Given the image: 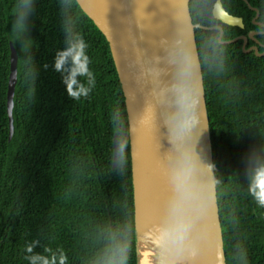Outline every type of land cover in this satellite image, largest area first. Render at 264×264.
Wrapping results in <instances>:
<instances>
[{
  "label": "trees",
  "instance_id": "16d2710c",
  "mask_svg": "<svg viewBox=\"0 0 264 264\" xmlns=\"http://www.w3.org/2000/svg\"><path fill=\"white\" fill-rule=\"evenodd\" d=\"M219 1L243 21L221 25L222 39L256 29L245 3ZM247 1L264 22V0ZM212 2L189 1L193 22L211 26ZM217 33L194 29L224 264H264V206L250 192L264 169V55ZM0 264H136L123 95L106 40L74 0H0Z\"/></svg>",
  "mask_w": 264,
  "mask_h": 264
},
{
  "label": "water",
  "instance_id": "95a60500",
  "mask_svg": "<svg viewBox=\"0 0 264 264\" xmlns=\"http://www.w3.org/2000/svg\"><path fill=\"white\" fill-rule=\"evenodd\" d=\"M74 1L106 40L123 95L136 264L139 222L149 224L166 238L160 264H224L208 118L194 37L195 28L217 29L219 36L221 28L192 24L189 0ZM212 15L229 26H242L239 19L221 8L219 1L213 5ZM239 38L241 51L247 53V38ZM253 51L263 55L256 48ZM187 62L195 84L192 91L184 93ZM15 72L16 52L9 42L8 139L12 133ZM188 98H195V108L200 107V123L185 116ZM112 143L114 168L115 136Z\"/></svg>",
  "mask_w": 264,
  "mask_h": 264
},
{
  "label": "bare ground",
  "instance_id": "6f19581e",
  "mask_svg": "<svg viewBox=\"0 0 264 264\" xmlns=\"http://www.w3.org/2000/svg\"><path fill=\"white\" fill-rule=\"evenodd\" d=\"M188 66V62L186 63ZM182 84H185V91H192L195 84V77L192 76L191 69L188 66L186 72L184 73V79ZM185 97V94H184ZM194 97V96H193ZM187 99V98H186ZM188 105L191 99L188 98ZM185 114L189 121L200 123L203 118L201 116L200 107H189L187 108ZM161 229V226L160 228ZM137 248H138V264H160L163 261V247L162 244L165 243L166 238L161 234L155 233L149 224L145 222H139L137 226Z\"/></svg>",
  "mask_w": 264,
  "mask_h": 264
},
{
  "label": "flooded vegetation",
  "instance_id": "af4514ba",
  "mask_svg": "<svg viewBox=\"0 0 264 264\" xmlns=\"http://www.w3.org/2000/svg\"><path fill=\"white\" fill-rule=\"evenodd\" d=\"M216 1H219V0H213V2L210 5V16H209V18L206 21L209 22V25H211L213 27H220L221 28V34H220V36H219V31L217 29H215L218 32L217 33V42L219 43V40H220V42H223V44H224L227 41H230V40L235 39L234 41L240 40L241 41V45H242V40L239 37H246L247 38V41L245 43L244 48L247 49L248 52H253V53H254L253 48H256L257 53H260V54H263L264 55V43H261L257 39V36H263L264 35V22L262 21L263 19L261 18V14H260L259 9L257 7H255V6H250L249 5L250 7H252V8H254V9L257 10L256 12L252 10L253 11V16L250 19V23H251L250 25L255 26L256 29H252V30L246 31L245 32V35L239 34V35H236V36L232 37L231 39H222L224 35L226 36V34H225V31L223 30V28L221 27V25H224L227 28L228 27H238L239 29H242L243 28V21H242V18L238 15V10H236L234 7L228 8L225 5H223L220 1H219V3H220L221 8L228 15L233 16V17L239 19L240 20V24L242 26L241 27H239V26H229L228 24L222 23L220 20H218L217 18H215L212 15V9H213V5H214V3ZM240 1H242L243 3H245V1H246L247 4H248V1L247 0H240ZM252 1H254L256 3L259 2V0H252ZM192 17L194 18V20H198L196 14H193ZM193 18H191L192 24H194V25H200L198 23L193 22ZM218 37L220 38L219 40H218Z\"/></svg>",
  "mask_w": 264,
  "mask_h": 264
},
{
  "label": "clouds",
  "instance_id": "9594fccd",
  "mask_svg": "<svg viewBox=\"0 0 264 264\" xmlns=\"http://www.w3.org/2000/svg\"><path fill=\"white\" fill-rule=\"evenodd\" d=\"M59 67V65H57ZM83 67V66H82ZM70 95H77L76 93H70ZM196 104L195 98L191 99V102L189 103V107H194ZM251 194L254 196L256 199L257 203L260 206H264V169L260 170L253 181V184L250 188Z\"/></svg>",
  "mask_w": 264,
  "mask_h": 264
}]
</instances>
